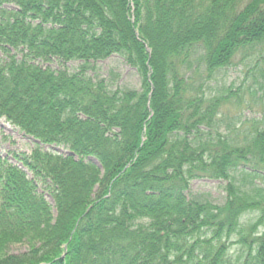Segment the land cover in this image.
<instances>
[{"label":"trees","instance_id":"trees-1","mask_svg":"<svg viewBox=\"0 0 264 264\" xmlns=\"http://www.w3.org/2000/svg\"><path fill=\"white\" fill-rule=\"evenodd\" d=\"M237 56L264 73V0H0V118L74 153H0V264H264V233L234 232L264 216V117L239 143L206 88ZM114 57L139 89L100 75ZM205 179L224 202L189 193Z\"/></svg>","mask_w":264,"mask_h":264},{"label":"rangeland","instance_id":"rangeland-1","mask_svg":"<svg viewBox=\"0 0 264 264\" xmlns=\"http://www.w3.org/2000/svg\"><path fill=\"white\" fill-rule=\"evenodd\" d=\"M117 57L113 59L98 63L97 67L99 69L100 75L102 77H107L110 70L114 68L117 73L121 75L119 78V84L125 89H139V79L135 72L127 69L122 63H120ZM259 70L254 69V62L252 58L248 61H243L241 56H237L234 60L233 65L225 69V71L220 72L217 75L216 87L210 92L212 86H206L208 93L215 96L226 98L228 95L237 94L241 97V104L238 105L236 99L234 101H229L223 108L224 119L223 123V134L230 136L231 138L243 143L242 139L233 133V129L236 127L246 126L244 129L249 127L248 123L254 119H261L264 117V106L258 97H264V80L260 82H253V77ZM251 93L253 95H251ZM264 100V98H263ZM241 123V124H240ZM227 130V131H226ZM231 130L230 134L228 131ZM242 132L245 131L241 129ZM226 131V133L224 132ZM34 142L27 137L22 131H20L15 126L6 122L4 119H0V150L7 155L12 153L19 154L23 159L31 158L34 150ZM211 180H196L193 181L190 187L189 193L195 196L201 201H214V202H224V185ZM257 183L260 189H257V194L254 196L253 200L257 202L264 201V180H259ZM53 216H55L53 214ZM235 233L242 230H251V233L256 236H261L264 233V216L261 212L257 211H246L242 215L235 218ZM250 233V232H249ZM234 240L238 238L234 236ZM239 241H242L240 239ZM228 249L226 250L227 255L234 256L238 258L240 256L241 249L246 250L244 246H240L237 242L225 241ZM232 243V244H231ZM31 242L29 240L15 241L11 240L4 246V252L8 254H21L26 253L30 247Z\"/></svg>","mask_w":264,"mask_h":264},{"label":"bare ground","instance_id":"bare-ground-1","mask_svg":"<svg viewBox=\"0 0 264 264\" xmlns=\"http://www.w3.org/2000/svg\"><path fill=\"white\" fill-rule=\"evenodd\" d=\"M225 71V69H221L219 70L216 74H215V77L214 79H217V75L220 73V72H223ZM255 77H253V82L256 84V82H260L261 80H264V73L262 70H259L258 72H256L254 74ZM216 81V80H215ZM216 83L213 85L212 89H214L216 87ZM227 98L231 101H234L236 98H237V94H232V95H228Z\"/></svg>","mask_w":264,"mask_h":264}]
</instances>
